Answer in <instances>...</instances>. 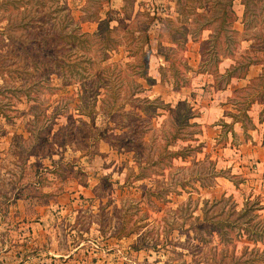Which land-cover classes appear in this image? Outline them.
I'll list each match as a JSON object with an SVG mask.
<instances>
[{
  "label": "rangeland",
  "instance_id": "rangeland-1",
  "mask_svg": "<svg viewBox=\"0 0 264 264\" xmlns=\"http://www.w3.org/2000/svg\"><path fill=\"white\" fill-rule=\"evenodd\" d=\"M63 2L80 21L87 0ZM262 4L257 0L255 10ZM34 6L32 0L17 6L0 0V264H264V152L255 145L264 134L262 107L254 98L243 129L230 114L239 112L248 89H233L212 113L195 99L219 90L207 82L217 65L211 45L200 53L217 24L211 21L215 8L196 0L185 7L176 0H108L99 18L81 21L89 32L106 16L116 27L120 44L105 61L97 63L102 53L96 42L88 52L95 60L89 69L97 73L102 64L116 61V69H123L134 58L125 50L127 34L139 43L148 37L144 49L150 50L153 79L141 94L169 103L145 113L125 104L108 117L101 93L82 101L79 72L62 83L50 60L56 56L53 46L66 40H48L53 20L37 22ZM243 7L233 0L238 30ZM32 16L34 25L25 27ZM205 22L210 25L201 29ZM259 27L255 23L250 30ZM171 36L184 43L176 46ZM247 43L236 46V56ZM171 48L180 61L169 66L172 58L162 53ZM184 101L199 112L190 121L201 132L169 148L201 146L184 159L166 157L165 137L179 122ZM244 205L249 211L236 220Z\"/></svg>",
  "mask_w": 264,
  "mask_h": 264
},
{
  "label": "trees",
  "instance_id": "trees-1",
  "mask_svg": "<svg viewBox=\"0 0 264 264\" xmlns=\"http://www.w3.org/2000/svg\"><path fill=\"white\" fill-rule=\"evenodd\" d=\"M23 1L25 2L26 0ZM23 1L13 0V3L17 6L18 3ZM32 1L35 5L31 7L32 11L38 17H41L37 22L53 20L52 24L49 26L48 31H52L50 32L48 40H51V42H56L57 40L61 42L62 39L66 40L65 44L57 43L53 46L56 56L50 61L58 65L59 68L56 73L64 84L72 82L67 76H73L72 74L74 71L79 72L80 77L83 78L80 82L82 89L79 88V92L81 93L80 97L84 103H88L86 101L89 96H92L95 100L97 97L96 95H100L101 93L103 100H105V102L103 101L102 108L103 111L105 110L108 117H112L118 113V110L124 109L125 104H129L133 107L135 106V108L140 106V110L144 113L149 112V109H153L155 105L162 109L168 106L169 103L163 102L160 96L150 97L147 94H141L146 86L152 84L153 79L148 73V56L150 50L144 49V45H148V37H145V39L139 43V39L135 38L131 33H129L131 35L127 34L128 36H126L125 39V50L128 56H133L134 58L132 60H126L123 69H116V61L102 64L98 67V73L94 72L96 70L92 71L89 69L95 62L88 54L93 43L96 42L98 44L97 49L102 53L97 63L105 61L109 57L107 52L114 50L120 44L119 40L114 37L116 27L110 25V18H108V16L101 18L99 23L100 26L92 32L84 30L80 24L81 21L84 20L99 18V11L102 9V4L108 0H87L84 7L86 13L81 17L80 21L75 20L70 12V8L63 0ZM196 1L198 6H200L203 1H208L211 7L215 8V11H217L216 14L211 16V21L215 19L214 21H217V24L211 26L210 34L205 40H202L201 43L203 45L200 47L202 57L204 54L208 53L204 49V45H211V53L217 65L225 57L232 59V62L229 63L223 72H218L217 65H215L216 71H213V86L216 89L224 87L232 76L244 77L248 66L251 64H260L262 66V71L259 75L251 77L244 86L240 87L241 90L248 89L243 100L244 105L240 107L239 112L230 114L232 118L231 122L241 121V126L243 129H246L247 124L244 121L250 122L251 120L246 109L248 108L247 106L253 102L254 98H257V100L263 103L259 119L260 121L264 119V32L261 30L264 26V0L263 4L258 6L260 9L259 11H256L254 8L257 4V0H241V3L244 5L242 11V30H238L233 26V0ZM176 2L178 7L180 5L185 7V4L191 3L192 0H176ZM45 16H48L49 19L47 20ZM35 20L36 17H30L27 21L28 24L25 22V27L28 28L30 24L34 25ZM255 23L260 25L256 33L250 30L252 24ZM208 25H210V22H205L200 28H205ZM181 32H185V30H181ZM253 38H256V40H254L255 42H251ZM171 39L176 43V46H178L180 42L184 43L182 38L171 36ZM179 39H182V41ZM242 41H248L249 43H247V46L236 56V49ZM256 44L259 46H255ZM229 45L231 46L229 47ZM174 52V49L171 48L169 53H162L165 60L169 61L170 58H172L169 66H172L176 61H180V59L174 57ZM32 61L35 65L36 59H32ZM185 61L182 62V66L187 67ZM12 63L14 62L11 61L9 64ZM0 66H3V63H1ZM76 66H80L82 69L79 71ZM125 68H129L130 70L126 71ZM205 70V68H202L200 71L204 72ZM91 76L97 78L94 85L92 82L93 80H86V78H91ZM128 76H130L129 80H127ZM220 78L224 79L222 85L220 83L223 79L221 80ZM122 79L127 80L126 84H122ZM100 89L103 92H100ZM120 94L121 97H119ZM183 103L185 104L186 102L184 101ZM143 104H145L144 107ZM129 111H131V109ZM129 113L130 112H128V114ZM198 115L199 112L197 110H191L188 104L183 105V111L179 115V122L175 125L172 124V129L167 131L168 133L165 137L166 140L162 149L166 157H179L184 159L190 150H198L200 148L201 142H198L196 145L186 143L178 149L169 148V144L173 141L175 142L177 139L182 141L197 139L195 134L201 132L200 125L196 121L191 122L190 119ZM140 116L141 114L138 112L137 119H139ZM136 123L135 127H138V124L140 125L139 120H136ZM251 128H253V126ZM140 129L141 128L138 127L135 132L141 131ZM143 134L144 132L141 131L139 135L142 137ZM247 211H249V208L244 205L243 208L236 212V220L240 216H244ZM234 219L227 220L225 217L224 220L229 222L234 221ZM256 239L258 240V238Z\"/></svg>",
  "mask_w": 264,
  "mask_h": 264
},
{
  "label": "crops",
  "instance_id": "crops-1",
  "mask_svg": "<svg viewBox=\"0 0 264 264\" xmlns=\"http://www.w3.org/2000/svg\"><path fill=\"white\" fill-rule=\"evenodd\" d=\"M226 59H229V62L228 63L225 62L226 60L224 58L221 61L222 62L221 66H219L220 71H224L225 68L229 65V63L232 62V59H230L228 57H226ZM261 71H262V66L260 64H251L250 66H248L246 75L244 77L232 76L230 78L229 82H227V85H225V87H221V88H219V90L217 92L211 94V96H212L211 98L200 99V98L195 97V99L196 100L199 99L198 102L201 101L199 103L202 105V108L206 109V111L209 112L211 110V113H212V111H216V110L218 111V109L222 106L220 102L223 101V99H226L227 95L230 94L233 89H235L239 86L245 85L251 77L259 75L261 73ZM211 76H212L211 80L208 79L207 82L209 84L211 83L209 86L213 87V82H214L213 74H211ZM154 77H156V76L154 75ZM194 90H198V88H194ZM208 92H210V91H208ZM197 95L200 96L199 93H197ZM256 102H258L257 104H259L261 107L263 106V103L260 102L259 100H257ZM223 105H224V103H223ZM257 115L256 116L253 115V119L256 121L257 124L260 125L261 123L258 122ZM211 119H213V118H211ZM246 143H248V142H246ZM255 145H257L259 148H261V150L264 152V134H263V138H261V141H259V143L255 144Z\"/></svg>",
  "mask_w": 264,
  "mask_h": 264
}]
</instances>
